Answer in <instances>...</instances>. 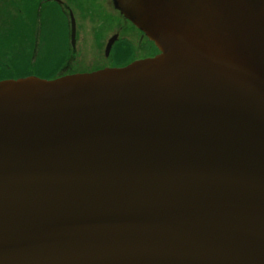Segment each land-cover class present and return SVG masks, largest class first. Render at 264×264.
<instances>
[{
  "label": "water",
  "instance_id": "1",
  "mask_svg": "<svg viewBox=\"0 0 264 264\" xmlns=\"http://www.w3.org/2000/svg\"><path fill=\"white\" fill-rule=\"evenodd\" d=\"M115 5L160 54L0 81V264H264V0Z\"/></svg>",
  "mask_w": 264,
  "mask_h": 264
},
{
  "label": "flooded vegetation",
  "instance_id": "2",
  "mask_svg": "<svg viewBox=\"0 0 264 264\" xmlns=\"http://www.w3.org/2000/svg\"><path fill=\"white\" fill-rule=\"evenodd\" d=\"M112 4L117 16L106 21L102 15ZM80 14L84 15L83 19H88V23L78 22L76 15ZM97 14L98 22L92 19V15ZM82 24L90 26L87 41ZM114 25L116 28L113 31ZM130 34L137 40L129 38ZM81 37L85 42L82 51L78 46ZM114 37L115 41L107 52V45ZM120 42L130 43L133 49L131 56H123L120 50H116ZM159 53L156 44L116 8L115 0H0V80L20 78L16 76L24 73L34 75L35 63L46 66L45 62L53 65L67 62L59 69L64 76L123 66ZM128 59L127 64H122ZM73 63L84 65L74 67Z\"/></svg>",
  "mask_w": 264,
  "mask_h": 264
},
{
  "label": "trees",
  "instance_id": "3",
  "mask_svg": "<svg viewBox=\"0 0 264 264\" xmlns=\"http://www.w3.org/2000/svg\"><path fill=\"white\" fill-rule=\"evenodd\" d=\"M120 50L121 51V55L123 56H131L133 49H131L130 43H118V45L116 46V50ZM130 59L123 61L122 64H127L129 62ZM47 63L46 66H44V64L42 63H35L34 66V71L32 72V74L42 77V78H46V79H54L57 78L58 76L63 75L62 73L59 72V69L61 68L62 65H66L68 64L67 62H60L57 65H53L51 62H45ZM26 75H30V73H24L22 75H17L16 77H21V76H26Z\"/></svg>",
  "mask_w": 264,
  "mask_h": 264
},
{
  "label": "rangeland",
  "instance_id": "4",
  "mask_svg": "<svg viewBox=\"0 0 264 264\" xmlns=\"http://www.w3.org/2000/svg\"><path fill=\"white\" fill-rule=\"evenodd\" d=\"M111 2V1H110ZM107 9H109L108 10V12L106 13V14H103L102 15V17H103V19H106V21H108V18H112V20H114L115 18H116V16H117V14H116V12H115V10L113 9V4H112V6H109ZM98 16H99V14H97V15H92V19H97L98 18ZM76 17H77V19H78V22H83V23H88V19H83V17H84V15L83 14H80V15H76ZM102 21H104V20H100L99 22H102ZM97 22H98V19H97ZM117 22V21H116ZM89 23L90 24H92L93 22L92 21H89ZM81 28H82V31H83V33H84V39L87 41L88 39H89V35H90V32H89V29H90V26H87V24L85 25H81ZM115 25L113 26V31L115 30ZM113 31H111V32H113ZM110 32V33H111ZM127 35V34H126ZM128 37L129 38H131V39H135V40H137L132 34H130V35H128ZM79 49L81 50H83V48H84V46H85V42L83 41V38L81 37V40H80V43H79ZM93 46H91L90 48H92ZM81 50V51H82ZM80 51V52H81ZM79 56H81L80 54H79ZM101 62V61H100ZM86 64H88V65H92L91 63H86ZM96 64H99V62H96ZM80 65H84L83 63H73V66L74 67H78V66H80ZM97 67V66H96Z\"/></svg>",
  "mask_w": 264,
  "mask_h": 264
}]
</instances>
